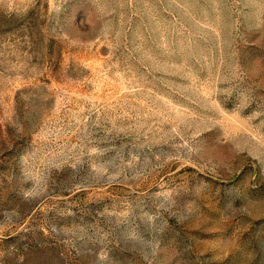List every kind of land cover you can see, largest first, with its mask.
<instances>
[{"label":"rangeland","instance_id":"1","mask_svg":"<svg viewBox=\"0 0 264 264\" xmlns=\"http://www.w3.org/2000/svg\"><path fill=\"white\" fill-rule=\"evenodd\" d=\"M0 264H264V0H0Z\"/></svg>","mask_w":264,"mask_h":264}]
</instances>
